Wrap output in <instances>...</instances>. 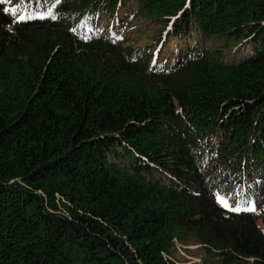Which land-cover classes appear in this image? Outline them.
<instances>
[{
	"label": "trees",
	"instance_id": "1",
	"mask_svg": "<svg viewBox=\"0 0 264 264\" xmlns=\"http://www.w3.org/2000/svg\"><path fill=\"white\" fill-rule=\"evenodd\" d=\"M259 221L264 0L0 4V264H264Z\"/></svg>",
	"mask_w": 264,
	"mask_h": 264
},
{
	"label": "rangeland",
	"instance_id": "2",
	"mask_svg": "<svg viewBox=\"0 0 264 264\" xmlns=\"http://www.w3.org/2000/svg\"><path fill=\"white\" fill-rule=\"evenodd\" d=\"M121 11H115L114 14L109 17V18H105L103 17L100 20V24L101 26H104L105 24H107V27H113V25H117L119 24V19L121 17ZM97 21V20H96ZM97 25V22H94V27ZM141 27L139 29V31H141L143 34L137 36V34L141 33L139 31H135L133 33H129L128 38H127V42L126 45H135L138 47H141L145 44H149L151 43V41H153L152 39V35H153V28L154 26H152V24H140ZM125 30V28L123 29V31ZM119 31V29H118ZM117 31H116V35H117ZM122 34V31H121ZM128 34V33H126ZM234 51L232 54H235V51L238 50V47L234 46L232 48ZM248 53V52H247ZM246 53V54H247ZM242 55V53H240L239 57ZM220 198V197H219ZM218 198V199H219ZM219 204L221 206H223L222 203L219 202ZM224 207V206H223ZM225 208V207H224ZM228 211H230L228 208H226ZM258 225L260 226V228L263 230L264 232V222L259 221ZM201 246L195 244V243H190L187 246H178V252L176 254V259L178 262H180V264H202L203 260H205L207 258L206 254L200 249Z\"/></svg>",
	"mask_w": 264,
	"mask_h": 264
},
{
	"label": "snow or ice",
	"instance_id": "3",
	"mask_svg": "<svg viewBox=\"0 0 264 264\" xmlns=\"http://www.w3.org/2000/svg\"><path fill=\"white\" fill-rule=\"evenodd\" d=\"M6 2H7V0H0V4L6 3ZM11 12H12L13 15H15V14H16V10H15V8H13V9L11 10ZM20 19L23 20L24 17H23V16H20ZM218 202L222 203L223 206H224L225 208H228L230 211H233V212H240V211L242 210L239 206H237V207H231V206L228 204L227 200L224 199V198H219V199H218ZM243 210H244V211H254V208H245V209H243Z\"/></svg>",
	"mask_w": 264,
	"mask_h": 264
}]
</instances>
